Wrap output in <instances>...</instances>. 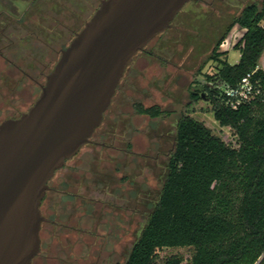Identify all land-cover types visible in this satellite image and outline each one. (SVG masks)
<instances>
[{
    "label": "rangeland",
    "instance_id": "obj_1",
    "mask_svg": "<svg viewBox=\"0 0 264 264\" xmlns=\"http://www.w3.org/2000/svg\"><path fill=\"white\" fill-rule=\"evenodd\" d=\"M262 1H189L171 27L134 57L96 134L105 136L108 144L149 156L85 144L59 169L51 185L64 178L71 187L82 186L85 195L94 197L88 204L79 199L60 206L58 215L79 226L91 224L94 236L75 231L44 239L43 250L32 264H126L160 199L181 114L203 120L223 139H230L231 131L213 119L207 102L189 105L190 92L202 87L206 73L215 72L212 55L219 42L218 50L227 52L229 63L238 62L240 50L235 44L245 29L234 21L247 5ZM137 103L158 105L164 112L153 118L139 113ZM121 197L128 201L123 203ZM96 231L103 237L96 239ZM171 252L186 254L187 250L166 249L162 254Z\"/></svg>",
    "mask_w": 264,
    "mask_h": 264
},
{
    "label": "trees",
    "instance_id": "obj_2",
    "mask_svg": "<svg viewBox=\"0 0 264 264\" xmlns=\"http://www.w3.org/2000/svg\"><path fill=\"white\" fill-rule=\"evenodd\" d=\"M263 21L264 0L247 5L234 21L245 29L235 44L238 62L229 63L216 47L215 72L190 92L189 105L207 102L230 139L181 114L160 199L126 264H264ZM135 107L153 118L164 112L158 105ZM166 249L187 253L162 254Z\"/></svg>",
    "mask_w": 264,
    "mask_h": 264
},
{
    "label": "water",
    "instance_id": "obj_3",
    "mask_svg": "<svg viewBox=\"0 0 264 264\" xmlns=\"http://www.w3.org/2000/svg\"><path fill=\"white\" fill-rule=\"evenodd\" d=\"M189 1L101 0L35 103L0 124V264H32L40 253L49 181L90 142L134 57Z\"/></svg>",
    "mask_w": 264,
    "mask_h": 264
},
{
    "label": "flooded vegetation",
    "instance_id": "obj_4",
    "mask_svg": "<svg viewBox=\"0 0 264 264\" xmlns=\"http://www.w3.org/2000/svg\"><path fill=\"white\" fill-rule=\"evenodd\" d=\"M100 3L101 0H0V124L20 117L35 103L62 51L83 29ZM96 131L87 144L114 148L117 152L128 151L114 146L113 142L108 144L106 137L98 136ZM128 152L134 157L149 156L144 152ZM54 176L40 206L44 217L40 230L41 250L44 239L52 240L75 231H86L94 236L91 224L79 226L58 216L60 206L79 199L88 204L94 197L85 195L82 186L71 187V182L64 178L57 181V185H51ZM62 197H66V201ZM122 199L123 203L128 201ZM96 232V239L103 237L101 232Z\"/></svg>",
    "mask_w": 264,
    "mask_h": 264
},
{
    "label": "built area",
    "instance_id": "obj_5",
    "mask_svg": "<svg viewBox=\"0 0 264 264\" xmlns=\"http://www.w3.org/2000/svg\"><path fill=\"white\" fill-rule=\"evenodd\" d=\"M250 74H248L246 77L242 79L241 82V91L240 94L246 96L247 90L251 89L250 81H249Z\"/></svg>",
    "mask_w": 264,
    "mask_h": 264
}]
</instances>
